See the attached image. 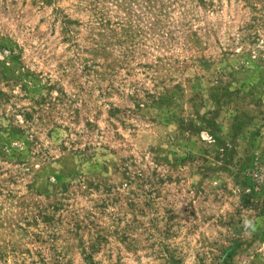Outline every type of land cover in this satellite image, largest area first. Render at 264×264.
I'll list each match as a JSON object with an SVG mask.
<instances>
[{
	"label": "rangeland",
	"instance_id": "rangeland-1",
	"mask_svg": "<svg viewBox=\"0 0 264 264\" xmlns=\"http://www.w3.org/2000/svg\"><path fill=\"white\" fill-rule=\"evenodd\" d=\"M0 264H264V0H0Z\"/></svg>",
	"mask_w": 264,
	"mask_h": 264
}]
</instances>
